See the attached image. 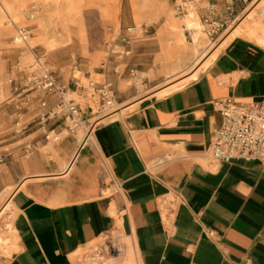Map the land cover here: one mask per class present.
<instances>
[{
	"label": "crops",
	"instance_id": "obj_1",
	"mask_svg": "<svg viewBox=\"0 0 264 264\" xmlns=\"http://www.w3.org/2000/svg\"><path fill=\"white\" fill-rule=\"evenodd\" d=\"M246 2L198 0V7L212 21L228 23ZM156 16L147 15L146 22ZM171 19L170 14L158 32L161 42L165 32L171 35L163 45L166 79L197 58L175 39ZM245 26L228 35L229 41L189 83L167 95L157 90L158 96L121 104L124 109L95 123L89 136L84 128L69 132L54 147V159L40 153L37 166L6 163L1 188H15L9 198L13 250L0 264H73L80 249L108 231L131 239L136 264H264V163H216L207 156L223 120L215 102L264 99V43L257 38L259 27ZM204 43L201 38L200 49ZM57 65L60 72L53 71L71 87L70 66ZM122 66L81 67L87 76L121 87ZM41 98L47 108L41 107ZM12 101L16 110L17 101ZM56 102L55 96L38 93L23 113V127L35 136L36 146L44 145V135L49 139L51 132L69 131L59 118L40 117ZM82 118L91 126L86 112ZM123 243V255L114 264L123 262L128 247Z\"/></svg>",
	"mask_w": 264,
	"mask_h": 264
},
{
	"label": "rangeland",
	"instance_id": "obj_2",
	"mask_svg": "<svg viewBox=\"0 0 264 264\" xmlns=\"http://www.w3.org/2000/svg\"><path fill=\"white\" fill-rule=\"evenodd\" d=\"M8 1L15 7L13 12L19 18L15 19V25L8 23L10 18L7 14H2L0 17V157H4V161L0 163V209L6 206V203L8 204L10 194L15 190L13 186L1 188L2 180L7 174L6 163L15 161L14 163L18 165L30 163L31 166H37L40 161V153L47 155L49 159H54V147L60 145L64 136L71 132L65 130L61 135L51 132L49 139L44 135L46 140L42 143L45 145L49 142V145L43 147L44 145L36 146L35 136H30V131L22 128L27 123V118L24 116L25 113L19 116L15 110L10 88L6 83L7 78L15 72L17 61L31 63L37 54L43 57L51 70L56 71L58 69L57 73L61 69L57 63L67 64L70 66L67 79L72 83L71 87L74 85V79H77L82 85H87L89 81L110 82L113 85L117 109L123 105L132 104V102L143 97L156 95L155 92L158 89L174 82L186 79L183 83L187 84L188 81H192L189 76L195 71L197 72L198 68L200 69L205 63H208L211 57L217 55L219 46L229 41H226L228 35L240 25L246 27L245 24H253L258 18L259 23L264 26V0H247L242 6V11L229 21L228 27L220 35L214 37L209 36L201 24L197 16V5L192 8L188 16L180 17L175 11V0ZM106 10H111L113 16L108 15ZM34 11L39 12L38 17L29 18L27 13ZM137 11L143 15L138 16ZM153 13L157 15L156 19L151 18L146 22L147 15ZM170 14L172 17L170 27L174 31L175 39L178 41L179 34H183L182 46L193 51L197 44L196 37L205 38V43L198 53H194L197 58L191 67L166 79L164 70L167 58L164 54L163 45L169 44L171 35L168 31L165 32L162 35L165 42H161L158 32L165 27L167 16ZM255 14H258V17L253 18ZM139 25H141L140 29H138ZM6 26L11 29V33H5L4 28ZM18 27H27L31 32L29 46L15 41ZM130 27L135 29L129 31ZM190 27L192 36L187 31ZM241 35L257 41L256 38L246 34ZM123 37H131L132 43L129 47L131 53L120 56L118 52L122 53L125 45L122 42ZM85 63L125 64L126 66H122L126 67L125 77L121 80L123 86L119 87L114 81H106L102 77L87 76L81 67ZM132 68L134 72L131 71ZM204 69H200L199 73ZM187 78L189 79L187 80ZM70 97H74L76 101L82 99L78 92L71 94ZM83 107L85 106L83 105ZM95 110H97L96 106ZM13 114L16 115V118L12 121L11 116ZM86 114L90 117L89 111ZM101 114H98L99 117ZM90 121L95 122L92 116ZM83 128L88 131L90 126L83 124L78 129ZM10 142H14V144L4 146ZM10 157H13V160ZM11 226L12 212L11 205H8L0 215V235H3L7 241L4 247H0V260L2 256H8L13 250L11 247ZM122 241L127 242L129 250L124 255L122 264H136L131 239L122 237ZM114 261L112 264L115 263Z\"/></svg>",
	"mask_w": 264,
	"mask_h": 264
},
{
	"label": "built area",
	"instance_id": "obj_3",
	"mask_svg": "<svg viewBox=\"0 0 264 264\" xmlns=\"http://www.w3.org/2000/svg\"><path fill=\"white\" fill-rule=\"evenodd\" d=\"M195 5L198 7V0H175L174 3L175 11L180 17L188 16ZM197 16L211 37L220 35L228 27L229 22L212 21L209 17L200 14L199 7ZM134 29L130 27L128 30ZM187 31L192 36L191 27ZM30 39L31 32L27 27L17 28L16 42L26 45ZM122 42L125 43L124 49L118 54L120 56L130 54L131 37H123ZM15 68V72L7 78L6 83L10 88L12 100L17 101L16 111L19 116L23 115L30 100L38 93H46L57 99L50 110L40 114L41 119L59 118L67 123L69 131H75L84 124L86 119H83L82 115L87 111L90 117L93 116L94 111L97 114L102 113L95 122L91 123L90 128L99 122V119L115 112L116 98L110 82L89 81L87 85H82L74 79L73 87H69L60 81L43 57L37 54L31 63L17 61ZM77 92L82 98L81 101L70 97ZM215 104L223 120L208 148L207 156L216 163L229 162L233 159L259 160L264 163V99L259 102L243 103L228 97L216 101ZM40 105L47 108V100L41 98ZM3 161L4 157H0V163ZM123 246L121 235L114 231L105 232L93 243L80 249L75 255L73 264H112V261L122 254Z\"/></svg>",
	"mask_w": 264,
	"mask_h": 264
},
{
	"label": "bare ground",
	"instance_id": "obj_4",
	"mask_svg": "<svg viewBox=\"0 0 264 264\" xmlns=\"http://www.w3.org/2000/svg\"><path fill=\"white\" fill-rule=\"evenodd\" d=\"M15 10V7H13V4L12 3H10V1H8V0H0V17L2 16V14H7L8 16H9V20H8V23L9 24H11V23H13V24H15L16 25V20L19 18L17 15L15 16V14H14V11ZM263 12H264V10H263ZM13 13V14H12ZM38 15H39V12L38 11H34V12H28L27 13V16L29 17V18H37L38 17ZM255 16L256 17H258V14H255L254 16H253V18H255ZM259 16H261V15H259ZM16 19V20H15ZM254 24V26L255 27H259L256 31H257V38L262 42V43H264V26H262L260 23H259V21H258V18L257 19H255V22L253 23ZM178 25H180L179 23H178ZM247 25V24H246ZM239 28V27H238ZM5 30V33H7V34H9V33H11V29L10 28H7V26L4 28ZM236 30V29H235ZM234 30V31H235ZM240 30V29H239ZM242 30V29H241ZM233 31V32H234ZM251 32V31H250ZM236 33V32H235ZM239 33V32H238ZM200 34V33H199ZM252 34V33H251ZM237 35V34H236ZM198 36V35H197ZM255 38V37H254ZM196 39V45L194 46V48H193V51H194V53H198L199 52V49H200V43H201V39H200V37H196L195 38ZM178 41L180 42V43H182V41H183V34L182 33H180L179 34V38H178ZM259 41V42H260ZM30 42V41H29ZM23 45V44H22ZM26 45H28L29 46V43H27ZM199 56V55H198ZM215 57V56H214ZM211 60V59H210ZM209 60V61H210ZM213 60V59H212ZM211 60V61H212ZM208 65V63H205L203 66H202V68H205L206 66ZM200 67V66H199ZM199 69V68H198ZM170 74V73H169ZM168 74V75H169ZM196 71H195V73L193 74V75H190L189 76V78L191 79V78H194V77H196ZM189 78H187V80L189 79ZM184 81H186V79H184V80H180V81H177V82H174V83H172V84H169V85H166V86H164V87H162V88H160V89H158V91H157V93L159 94V95H167L166 93H171V91L172 90H175V89H177V88H179V87H182V85L184 84L183 82ZM186 84V83H185ZM184 84V85H185ZM115 106H116V104H115ZM126 108V107H125ZM118 110H119V112L121 111V110H123L124 109V107H119V108H117ZM117 109L115 108V112L117 111ZM95 113L93 114V119H94V121L99 117V115L96 113V111H94ZM114 112V113H115ZM122 113V112H121ZM113 114V113H112ZM111 114V115H112ZM98 115V116H97ZM91 129V128H90ZM88 130L87 131V135L90 133V131L91 130ZM89 136V135H88ZM84 140V139H83ZM87 140V139H86ZM11 204V200L9 199V201H8V204L6 203V206H4V207H2L1 209H0V215L4 212V210L7 208V206L8 205H10ZM11 230H12V227H11ZM5 244H7V241H6V239L5 238H3V235L1 236L0 235V247H4L5 246ZM124 251V250H123ZM126 252H128V247H127V250H126ZM126 254V253H125ZM124 254V255H125ZM123 255V254H122ZM121 257V256H120ZM116 259V258H115ZM119 260V259H118Z\"/></svg>",
	"mask_w": 264,
	"mask_h": 264
}]
</instances>
